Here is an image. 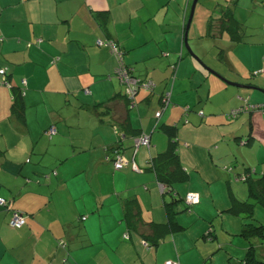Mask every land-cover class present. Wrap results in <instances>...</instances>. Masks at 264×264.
Here are the masks:
<instances>
[{
    "label": "crops",
    "instance_id": "0c3cea01",
    "mask_svg": "<svg viewBox=\"0 0 264 264\" xmlns=\"http://www.w3.org/2000/svg\"><path fill=\"white\" fill-rule=\"evenodd\" d=\"M192 1L0 0V197L10 201L0 207V264H214L207 243L214 236L204 223L189 240L171 232L155 248L142 237L151 235L148 224L167 223L171 201L148 161L169 144L160 127L176 126L180 164L189 172L186 195L199 197L190 223L198 224L213 202L195 177L208 170L205 161L248 152L254 167L264 158V0L196 6L199 60L207 61L206 42L220 49L211 59L217 67L204 62L206 69L183 57ZM226 7L242 25L239 41L220 33ZM99 39L116 41L123 62L153 92L140 89L126 104L115 57ZM14 89L23 91L22 124L11 114ZM52 126L57 133L49 139ZM139 134L149 136V147H136ZM116 145L127 161L120 171L111 163ZM130 199L139 205V231L124 220ZM11 210L25 216L22 228L10 226ZM201 233L211 236L201 242Z\"/></svg>",
    "mask_w": 264,
    "mask_h": 264
},
{
    "label": "trees",
    "instance_id": "16d2710c",
    "mask_svg": "<svg viewBox=\"0 0 264 264\" xmlns=\"http://www.w3.org/2000/svg\"><path fill=\"white\" fill-rule=\"evenodd\" d=\"M173 1V0H169ZM200 3V0L197 2L196 6H198ZM203 4L201 3L200 6ZM236 3L233 2L232 6H235ZM196 8V7H195ZM99 20L101 22H104L106 19V15L101 13L97 14ZM220 33L226 32L230 39L233 41H239L241 38V29L242 25L234 18L232 10H230L229 7H226L225 9L222 10V13L220 14ZM213 19H209L207 22V31L210 30V26L212 25ZM186 21L183 25V33L185 32L186 29ZM191 25V24H190ZM190 29V28H189ZM208 34L210 31L207 32ZM183 42V41H182ZM184 43V42H183ZM110 44H114L115 47L117 48V53L112 52L111 47L109 46ZM97 45L99 47H107L111 53L114 55L115 60H116V68L119 66H122L128 77L133 78L137 80V84H142L145 85L148 82H150L147 78L145 79H140L139 77L135 76L133 73V69L125 64L122 60V51L118 45V43L112 39H99L97 41ZM184 46V45H183ZM189 54V53H188ZM115 68V70H116ZM115 74V71H114ZM113 74V75H114ZM257 73H254L256 75ZM116 77V76H115ZM119 80V78L117 77ZM122 79V78H121ZM120 81V80H119ZM142 85L139 87L137 92L140 89H144ZM123 90H122V98L124 99V102L126 104H133V100L128 96V93L126 92V88L124 84H121ZM155 86H151L150 89H145L148 91V93H152L154 90ZM164 96V95H163ZM163 98V97H162ZM163 106V104H162ZM98 109V106L94 107V111L96 112ZM98 112V111H97ZM24 113H25V105L23 101V91L21 89H14L12 92V103H11V114L12 117L17 120L19 123L24 122ZM96 115L100 113H95ZM123 126L124 130L126 132L128 131L127 128V121L126 118L123 117ZM54 127V126H52ZM126 127V128H125ZM55 133L52 135H47L46 136L51 139L54 137L57 133L56 128ZM160 130L169 138V144L165 151L158 153L154 157H150L148 164H149V170L152 171L155 175L157 183L163 187L165 190L164 193H168L171 196V201L165 203V211L167 214V223L166 224H154L150 223L148 224V229L150 230L149 236H146L145 234H142V237H144L145 241L150 242V246L152 247H157L159 242L168 234L171 232H179L183 230V227L180 226L176 222V215L179 213L178 211L180 210H175L179 203H183L184 209L181 212H185L192 208V205H187L185 202V198H178L177 194H174L175 192V187L176 185L186 182L188 179V174L187 172L183 169V167L180 164L179 160V155L177 152V128L176 126H169V125H162L160 127ZM47 132V131H46ZM141 135V134H139ZM139 135H136L133 137V141L136 137ZM112 158H111V163L114 166V161L116 160L117 156H122L121 153V147L120 146H115L112 148ZM124 168V167H123ZM122 168V169H123ZM115 169V168H114ZM121 169V170H122ZM120 171V170H117ZM241 181H244L247 183V199L245 201H240L236 199L232 194H230V206L225 210L229 214L241 217L244 220H248L251 222H247L242 224V230L240 232V235L245 239L249 241V245L253 244V240H259L260 238H264V224H256L254 223V216H253V209L255 205H260L264 208V177L258 178L253 180L249 174L247 175H241L240 178H238ZM4 198V197H2ZM6 203L4 206H0L2 209H7L9 208V200L4 198ZM13 212H19L17 210H11V215ZM21 213V212H19ZM22 214V213H21ZM123 214H124V220L126 224L129 226V228L139 231L141 226L143 224L141 223L140 219V209L138 202L135 199H130V200H125L123 204ZM23 215V214H22ZM24 216V215H23ZM25 217V216H24ZM26 219V218H25ZM22 228V227H21ZM20 229V228H16ZM209 234L205 236L204 239L209 238ZM213 240V239H211ZM252 242V243H251ZM241 264H264L263 260L257 259L255 256V253L252 250V246L249 247V249L246 251L244 254V257L240 260Z\"/></svg>",
    "mask_w": 264,
    "mask_h": 264
},
{
    "label": "rangeland",
    "instance_id": "374dc122",
    "mask_svg": "<svg viewBox=\"0 0 264 264\" xmlns=\"http://www.w3.org/2000/svg\"><path fill=\"white\" fill-rule=\"evenodd\" d=\"M180 0H175V4H178ZM201 3L204 4V0H200L199 6ZM196 10H194L192 22L193 25L195 24V20H197V16L195 19ZM198 15V13H197ZM191 22V29L188 33V45L191 49V51L194 53L195 56L202 57L203 54L198 53L197 55V49H196V40H194L193 33L194 28L192 26ZM175 20H173V24H175ZM200 25V24H199ZM191 33V35H189ZM199 38L197 37V40ZM178 40V38H177ZM180 42V38H179ZM202 45V44H201ZM180 46V45H179ZM178 46V49H179ZM201 48V47H200ZM220 49L215 51L214 49V43L206 42L205 43V54L207 56V64H213L215 68L217 67V63H212V55L213 53H218ZM191 55L188 54V51L185 47H183V57L184 59H188ZM198 57V58H199ZM206 60V59H205ZM204 60V62H205ZM209 60V61H208ZM203 61L201 63L204 64ZM205 62V63H206ZM213 152V151H211ZM206 153L209 154L206 150ZM241 156V155H239ZM235 157H238L234 154L228 155V158L225 161H219L216 162H210L209 160L205 161V164L208 166V170H204L203 175L197 174L196 179L198 181L202 182L204 186L206 187L207 193L211 195L212 201L210 200V207L206 211H204L202 215L208 216L204 218V221H198V224L190 223L196 221V217L194 216L195 211L194 207L198 205V203H195L192 205V208L185 212H181L184 209L183 203H179L176 207V211L179 213L176 215V222L183 227V230L176 232L175 235L179 237L182 241L189 240V234L197 228L200 227V225H203V223L206 225V231L209 233L211 232L212 236H214L213 242L211 239H209L208 245L210 246L211 250H213L212 255V261L214 260V264H241V259L244 257V254L249 249L250 246H252V250L255 253V256L259 260L264 261V238H260L257 243H254L252 245H249V241L245 240L241 235L240 232L242 230V224L247 222H251L248 220H244L241 217L229 214L225 210L230 206V194H232L236 199L240 201H245L247 199V183L244 181L239 180L238 178L241 177V175H247L250 170V176L253 180L264 177V158L261 157L259 159V164H256L254 167H249L248 164L254 163L253 155L250 153H244L241 157L237 158V161L235 162ZM242 161V165L240 164ZM237 163V164H236ZM248 163V164H247ZM215 164V165H214ZM218 167V168H217ZM242 167V168H240ZM250 168L249 170H244L243 168ZM255 170V171H254ZM188 172V171H187ZM189 174V172H188ZM195 177L192 180V185L196 184L197 181L195 180ZM223 179V180H222ZM209 180L213 181L209 184L207 182ZM188 180L187 182L180 183L176 186V189L178 190V198L184 199L187 193V186L189 184ZM210 197V198H211ZM253 218L254 223L256 224H264V208L260 205H255L253 209ZM199 231V230H198ZM201 232V229H200ZM202 236L200 241L203 242V236L206 233H201ZM203 240V241H202ZM251 242V243H252ZM187 252H189V249L194 250L195 244L189 245V249L185 246H183Z\"/></svg>",
    "mask_w": 264,
    "mask_h": 264
},
{
    "label": "built area",
    "instance_id": "2783aa9c",
    "mask_svg": "<svg viewBox=\"0 0 264 264\" xmlns=\"http://www.w3.org/2000/svg\"><path fill=\"white\" fill-rule=\"evenodd\" d=\"M109 46L111 47L113 54L117 53V48L115 47L114 44H110ZM0 75L1 76L4 75L3 69L0 70ZM115 76L119 78V80L122 84H124V86L126 88V92L128 93V96L131 99H134V96L136 95L137 90L139 89V87L142 84L141 85L137 84L138 82L136 79L129 78L125 69L122 66H120V64L115 70ZM3 83L5 84L4 80H3ZM151 86H153V84L151 82H148L147 84L142 85V87L144 89H147V90L150 89ZM169 97H170L169 93L165 94L163 96V103H165L166 105L169 103ZM155 117L159 118L160 112L156 113ZM54 133H55L54 127H50L46 132V134L48 136L52 135ZM134 143H135L136 147H139V145H145V146L149 147L150 146V138L147 135L141 134L134 139ZM126 165H127V161L122 156L119 155L116 157V160L114 161L115 170H121ZM198 201H199V197L197 194L188 193L185 196V202L187 205H193V204L197 203ZM5 203H6V201L4 200V198L0 197V206H4ZM25 223H26V219L21 213H19V212H13L12 213V215L10 217V221H9V224L11 227L21 228L25 225ZM164 264H178V263L169 260V261H166Z\"/></svg>",
    "mask_w": 264,
    "mask_h": 264
},
{
    "label": "water",
    "instance_id": "95a60500",
    "mask_svg": "<svg viewBox=\"0 0 264 264\" xmlns=\"http://www.w3.org/2000/svg\"><path fill=\"white\" fill-rule=\"evenodd\" d=\"M199 0H193L191 3V7H190V13H189V17L187 19V23H186V29L184 32V38H183V45L186 48V50L188 51L189 55H191L192 58L195 59V61H197V63H199V65H201L202 67H204L206 69V67L201 63V61L199 60V58L197 56L194 55V53L191 51L189 45H188V31L190 28V24L192 22V18H193V14H194V10L196 7V4Z\"/></svg>",
    "mask_w": 264,
    "mask_h": 264
}]
</instances>
